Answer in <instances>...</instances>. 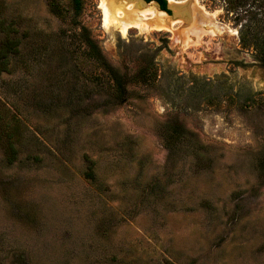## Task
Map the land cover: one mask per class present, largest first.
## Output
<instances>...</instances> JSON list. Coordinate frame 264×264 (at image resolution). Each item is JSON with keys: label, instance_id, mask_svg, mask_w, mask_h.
Segmentation results:
<instances>
[{"label": "rangeland", "instance_id": "obj_1", "mask_svg": "<svg viewBox=\"0 0 264 264\" xmlns=\"http://www.w3.org/2000/svg\"><path fill=\"white\" fill-rule=\"evenodd\" d=\"M51 1L0 0L27 30L0 71V264H264V66L244 11L168 0L170 28L123 34L86 0L76 18L119 76L159 72L121 101L68 32L71 0Z\"/></svg>", "mask_w": 264, "mask_h": 264}, {"label": "trees", "instance_id": "obj_2", "mask_svg": "<svg viewBox=\"0 0 264 264\" xmlns=\"http://www.w3.org/2000/svg\"><path fill=\"white\" fill-rule=\"evenodd\" d=\"M86 0H71L70 8L74 13L72 25L68 32L73 30L76 26L78 32L76 33L79 41V49L85 47L82 55L89 61L96 64V67L101 69L100 74L92 77V80L99 83L105 82L107 87L116 92H120V100L123 101L128 97V89L130 83L141 82L144 84L153 85L158 81V70L154 61L145 64L140 70L121 73L114 71L108 61L106 60L99 43L91 36L89 29L79 24L77 16L81 14L84 9ZM156 1L160 4L162 10L170 12L168 8V0H147ZM227 12L243 10L246 16L238 17L242 21L240 29V41L244 48L253 49L254 57L262 66H264V0H223ZM60 0H52L51 5L56 14L60 9ZM246 7H250L249 10ZM239 15V14H238ZM4 20L0 18V71H10L12 58L21 53V45L23 39L27 35V30H20L13 21ZM80 29V30H79ZM5 117L0 114V123H4ZM6 124V123H4ZM7 125V124H6ZM7 151L8 160L13 162L17 155V149L14 144L13 135L7 131ZM175 143V142H174ZM173 144V143H172ZM93 174V172H88Z\"/></svg>", "mask_w": 264, "mask_h": 264}, {"label": "bare ground", "instance_id": "obj_3", "mask_svg": "<svg viewBox=\"0 0 264 264\" xmlns=\"http://www.w3.org/2000/svg\"><path fill=\"white\" fill-rule=\"evenodd\" d=\"M173 5L180 8L178 4ZM101 7L104 13V27L117 28L123 34L132 27L141 31H148L152 27L167 28L175 21L174 16L161 10L156 3H147L144 0H102Z\"/></svg>", "mask_w": 264, "mask_h": 264}, {"label": "flooded vegetation", "instance_id": "obj_4", "mask_svg": "<svg viewBox=\"0 0 264 264\" xmlns=\"http://www.w3.org/2000/svg\"><path fill=\"white\" fill-rule=\"evenodd\" d=\"M147 3H151V2H156V1H150V2H148L147 0H145ZM157 4H159L158 2H156ZM159 7H160V4H159ZM160 9H161V7H160ZM162 10V9H161Z\"/></svg>", "mask_w": 264, "mask_h": 264}]
</instances>
